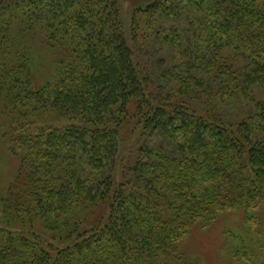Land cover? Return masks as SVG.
Segmentation results:
<instances>
[{
  "label": "trees",
  "instance_id": "trees-1",
  "mask_svg": "<svg viewBox=\"0 0 264 264\" xmlns=\"http://www.w3.org/2000/svg\"><path fill=\"white\" fill-rule=\"evenodd\" d=\"M141 12L149 28L198 27L178 47L173 27L148 33L181 59L178 86L155 81L173 66L141 73L118 0H0L1 114L31 193L5 200L0 264H187L195 224L264 214V100L235 124L219 113L264 90V0H154ZM54 116L67 124L38 121ZM126 140L136 148L122 160ZM260 231L228 253L264 264Z\"/></svg>",
  "mask_w": 264,
  "mask_h": 264
},
{
  "label": "rangeland",
  "instance_id": "rangeland-1",
  "mask_svg": "<svg viewBox=\"0 0 264 264\" xmlns=\"http://www.w3.org/2000/svg\"><path fill=\"white\" fill-rule=\"evenodd\" d=\"M153 1L118 0L125 34L130 46L134 49L135 62L138 64L143 75L147 76V74L152 73L157 76L160 73V76H163L173 66L170 73L166 75V80L161 81L159 79L155 81L158 83L162 82L161 84L164 86H178V73L184 74L185 72L180 67L181 64L179 62L181 59L178 58L174 49H169L168 45L163 47L161 42L158 41L152 44V38L149 37L150 35L148 33L149 31L152 33H156L157 31V35H162L163 33L169 36L173 34L170 30L173 27L174 31L180 34L174 38L176 40L174 45L178 47V43H182L183 41V32L186 37H192L198 27L195 25L194 19H191L189 23L182 22L180 24L156 19V21L151 23L152 28H149L150 25L146 23V17L141 15V11ZM137 22L139 26L136 25ZM137 31H139L138 35ZM159 31H162V33L159 34ZM147 37L148 41L146 42ZM193 39L195 40L194 36ZM167 65L169 69H167ZM167 80L171 82L166 83ZM235 90V93L239 94L240 88L238 87ZM263 100L264 90L260 86L254 85L250 87L245 95H235V97L230 98L224 104L220 105L219 111L221 112L219 113L226 118L224 120L227 123L235 124L249 116L252 117L258 111L257 105ZM2 107L3 103L0 101V228H3L5 225L2 219L5 200L10 198L12 194L15 195V193L20 192H22L20 194L23 201L27 199L31 200L29 186L28 188L21 189V186L18 185V182L24 183L23 170L22 172L20 170L21 150L16 146L17 154L10 149L9 144L12 143V139L9 138V133L11 134V119L7 116L3 118L1 114ZM45 116L46 114H43L41 118ZM44 120L39 119L38 121L40 124L48 127H60L67 124L65 121L57 119L56 116L49 121L48 118ZM135 148L136 144L133 141L126 140L122 147V160L130 159ZM251 212L255 213L257 211ZM253 213L245 214L241 209H229L221 212L218 218L209 225L195 224L191 233L180 245L181 254L185 255L187 264H246L248 262L247 260L240 261L228 252L231 251V245L236 246L240 243L242 247H245V243L246 241L248 243L250 236L254 238L253 243L258 242L260 240L259 237H262L260 227H264L263 211L259 213L260 217L255 216L256 214L252 216V219L255 221L251 220ZM13 216L15 218L24 217L20 212L14 213ZM248 228H250L253 235L251 232L249 233ZM9 230L14 229L9 228ZM247 258H254V256L249 253V256H246Z\"/></svg>",
  "mask_w": 264,
  "mask_h": 264
}]
</instances>
